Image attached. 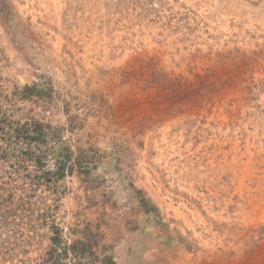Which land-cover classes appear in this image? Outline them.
Returning a JSON list of instances; mask_svg holds the SVG:
<instances>
[{"label": "rangeland", "instance_id": "rangeland-1", "mask_svg": "<svg viewBox=\"0 0 264 264\" xmlns=\"http://www.w3.org/2000/svg\"><path fill=\"white\" fill-rule=\"evenodd\" d=\"M0 264H264V0H0Z\"/></svg>", "mask_w": 264, "mask_h": 264}]
</instances>
